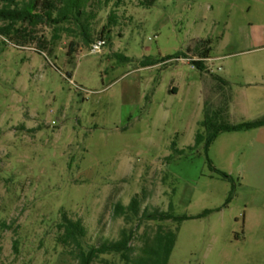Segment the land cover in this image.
Segmentation results:
<instances>
[{
	"label": "rangeland",
	"instance_id": "1",
	"mask_svg": "<svg viewBox=\"0 0 264 264\" xmlns=\"http://www.w3.org/2000/svg\"><path fill=\"white\" fill-rule=\"evenodd\" d=\"M115 1L100 8L95 39ZM116 10L109 41L73 62L65 35L50 54L0 36V217L10 225L0 224V264H76L53 248L47 223L60 210L82 220L86 246L133 230L132 259L163 225L178 227L168 264H264V126L211 144L213 167L232 180L204 152L166 161L172 144H193L205 98L227 123L264 117V0H124ZM200 38L212 41L206 65L221 70L192 67ZM137 193L140 212L172 202L173 215L195 217L116 216L114 204ZM92 264L127 263L110 253Z\"/></svg>",
	"mask_w": 264,
	"mask_h": 264
},
{
	"label": "trees",
	"instance_id": "2",
	"mask_svg": "<svg viewBox=\"0 0 264 264\" xmlns=\"http://www.w3.org/2000/svg\"><path fill=\"white\" fill-rule=\"evenodd\" d=\"M141 7L149 8L156 3V0H137ZM110 0H0V36L9 43L17 47L35 46L40 52L50 54L59 44L62 36L70 39L68 44V61H74V55L79 49L89 48L98 40L109 41L111 27L115 23L116 9L124 3V0H116L113 4L107 23L99 31V37L95 39L93 23L99 14L102 5L108 6ZM209 38L198 39L192 51L198 55L199 60L193 63L201 72L206 63L204 59L210 58ZM212 73V72H211ZM215 80L225 83L222 79L211 74ZM216 104L211 98L204 99V115L198 122V128L195 133L194 142L188 145L186 149H178L172 144L174 154L168 155L166 161H170L175 156H189L191 153L200 151L205 154L211 169L224 178L232 180V177L225 172L213 167L208 156V150L211 144L222 132L251 130L264 126V117L245 121L241 123H227L220 120L222 116L221 109H214ZM187 152V153H186ZM144 197L138 193L135 194L127 205L121 202L114 204V214L123 216L126 220L136 217L140 222L143 219L169 221L174 220L178 223L184 219L195 216H175L173 215L174 205L172 202L166 211L155 210L149 212L146 208L140 212V205ZM211 210H205L196 217L205 216ZM5 219V218H4ZM0 217L1 228H10L7 222ZM14 222V221H13ZM44 220L40 224H46ZM53 223V225H52ZM17 225L13 227L14 234L12 239V249L14 254L20 255L21 242L18 234ZM49 230L53 231L54 251L69 252L76 264H92L103 255L110 253L120 254L127 264H168L169 257L176 241L178 227L167 229L163 225L158 226V230L152 239V243L145 245L142 254L132 259V246L130 245L134 238L133 230L122 229L119 238L115 240H104L99 245L86 246L84 237L86 228L80 218L70 216L67 211L60 210L51 224L47 223ZM46 233V231H45ZM61 249V250H60ZM63 252V253H64ZM28 264V263H27Z\"/></svg>",
	"mask_w": 264,
	"mask_h": 264
},
{
	"label": "built area",
	"instance_id": "3",
	"mask_svg": "<svg viewBox=\"0 0 264 264\" xmlns=\"http://www.w3.org/2000/svg\"><path fill=\"white\" fill-rule=\"evenodd\" d=\"M100 45V44H102V45H104V42L103 41H101V40H98L95 44H93V46H92V48L94 47V48H97L98 46L97 45ZM197 60H199V58L197 59ZM194 61V60H193ZM204 61H205V63H207V61H210V62H212V61H214V59H212V58H206V59H204ZM192 67L193 68H195V69H197V67H196V65H194V63H193V65H192ZM222 69V66H220V65H218L216 68H211V66H207L206 65V67H205V71H207V72H214L215 70L216 71H219V70H221Z\"/></svg>",
	"mask_w": 264,
	"mask_h": 264
},
{
	"label": "crops",
	"instance_id": "4",
	"mask_svg": "<svg viewBox=\"0 0 264 264\" xmlns=\"http://www.w3.org/2000/svg\"><path fill=\"white\" fill-rule=\"evenodd\" d=\"M174 88H175V87H172V88H170V90H171V91H175Z\"/></svg>",
	"mask_w": 264,
	"mask_h": 264
}]
</instances>
